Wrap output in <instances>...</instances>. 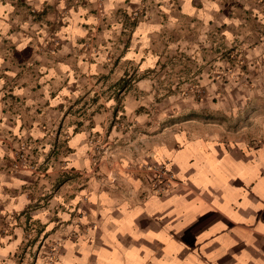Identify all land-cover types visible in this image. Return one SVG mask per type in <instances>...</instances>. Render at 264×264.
<instances>
[{"label": "crops", "instance_id": "obj_1", "mask_svg": "<svg viewBox=\"0 0 264 264\" xmlns=\"http://www.w3.org/2000/svg\"><path fill=\"white\" fill-rule=\"evenodd\" d=\"M229 1L0 0V264H264L259 133L143 108L174 53L246 16ZM119 111L154 129L135 164L167 163L169 191L81 175ZM28 140L42 174L12 166Z\"/></svg>", "mask_w": 264, "mask_h": 264}, {"label": "rangeland", "instance_id": "obj_2", "mask_svg": "<svg viewBox=\"0 0 264 264\" xmlns=\"http://www.w3.org/2000/svg\"><path fill=\"white\" fill-rule=\"evenodd\" d=\"M228 3L247 11L246 16L242 13L243 16L236 18L238 25L231 27L230 32L226 26L218 27L201 38L202 44L209 42L204 49L201 47L194 55L178 51L171 59L178 61L167 66L165 73L160 77L157 71L153 74L155 88L160 93L145 98L143 108L147 109L146 122L155 130L167 123L197 120L219 124L228 133L235 131L249 138L259 133L257 138L264 142V0ZM225 29L229 33H225ZM121 103L122 97L117 105ZM120 111L106 123L104 139L93 142L92 165L81 170V175L92 173L103 185L117 180L126 182L129 176L138 177L147 184L141 167L152 163H135L144 147L140 133L149 135L154 129H140L133 115ZM36 145L34 141H24L17 155L25 151L33 166L22 169L42 174L45 169ZM71 174L77 175L72 170ZM147 186L150 189L149 184Z\"/></svg>", "mask_w": 264, "mask_h": 264}, {"label": "built area", "instance_id": "obj_3", "mask_svg": "<svg viewBox=\"0 0 264 264\" xmlns=\"http://www.w3.org/2000/svg\"><path fill=\"white\" fill-rule=\"evenodd\" d=\"M25 145V144H24ZM13 168L20 169L21 167L28 166L33 167L28 161V154L25 151H21L17 155ZM142 171L145 175V180L149 184L150 190L153 193L163 194L178 184V178L176 174L169 169L167 163L158 164H144L142 165ZM56 250L51 251L54 253Z\"/></svg>", "mask_w": 264, "mask_h": 264}]
</instances>
